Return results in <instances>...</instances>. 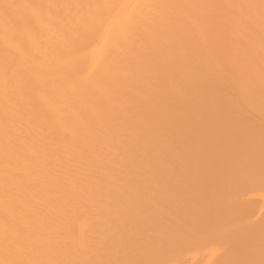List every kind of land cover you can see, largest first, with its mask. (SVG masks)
Segmentation results:
<instances>
[{
  "label": "bare ground",
  "instance_id": "obj_1",
  "mask_svg": "<svg viewBox=\"0 0 264 264\" xmlns=\"http://www.w3.org/2000/svg\"><path fill=\"white\" fill-rule=\"evenodd\" d=\"M264 0H0V264H264Z\"/></svg>",
  "mask_w": 264,
  "mask_h": 264
},
{
  "label": "rangeland",
  "instance_id": "obj_2",
  "mask_svg": "<svg viewBox=\"0 0 264 264\" xmlns=\"http://www.w3.org/2000/svg\"><path fill=\"white\" fill-rule=\"evenodd\" d=\"M264 209V208H263Z\"/></svg>",
  "mask_w": 264,
  "mask_h": 264
}]
</instances>
